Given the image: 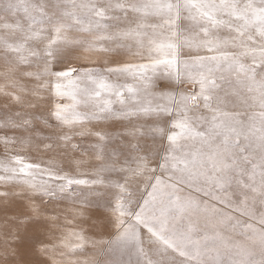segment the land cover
I'll return each mask as SVG.
<instances>
[{
    "label": "snow or ice",
    "instance_id": "obj_1",
    "mask_svg": "<svg viewBox=\"0 0 264 264\" xmlns=\"http://www.w3.org/2000/svg\"><path fill=\"white\" fill-rule=\"evenodd\" d=\"M3 11L6 257L264 264V0H18ZM35 141L63 155L28 163L20 152ZM57 201L72 221L102 209L94 223L108 238L41 211Z\"/></svg>",
    "mask_w": 264,
    "mask_h": 264
},
{
    "label": "rangeland",
    "instance_id": "obj_2",
    "mask_svg": "<svg viewBox=\"0 0 264 264\" xmlns=\"http://www.w3.org/2000/svg\"><path fill=\"white\" fill-rule=\"evenodd\" d=\"M16 2H18V0H0V17H3L5 15V13L3 11V8H4L5 4H7V3H16ZM19 15H22V13H19ZM2 104H3V97L0 96V107H2ZM37 128H39L40 131L42 133H45V134H50V133H52L54 131V129L44 128L42 125H37ZM116 131H117V129H116ZM2 134L3 133H0V135H2ZM9 135H13V133H9ZM17 135H19V133H17ZM89 142L90 141H88V140L84 141L85 144H87ZM148 143H151V142L149 141ZM0 149H1L0 150V158H4V149H3L2 145H0ZM61 152H62V149L57 147V146H54L53 149L48 150V149H46L44 147L43 143H41L40 141H35L34 146L28 148L26 151H22V156L25 158V161L28 162V163H41L42 166H44V165L47 164V162L49 160L53 159L54 157H58V159H59V155H60ZM61 154H63V153H61ZM2 190H4V189L0 188V191H2ZM16 204L17 205H22L23 201H21V202L18 201ZM69 207H70V205H69V203L67 201H57V202H54V203H51V204L44 203L45 212H47V215H49V216H53V215H58L59 216L62 212L65 213V215H66L69 212L68 211ZM89 211L93 212L95 210H94V208H92V209H89ZM97 211H103V210L102 209H98ZM10 214L12 215L13 213L9 212L8 215H10ZM0 215L4 216V213L0 212ZM101 215H102V213H101ZM69 218L70 217H67V220L70 222V223H68L67 227L68 228H74V225L71 222L72 218L70 220H69ZM73 222L79 224L80 227L82 229H85V230L89 229L90 226H91V224H90L91 223V218L89 216H86L82 220H76V221H73ZM65 223L66 222L60 224V226L65 225ZM3 224H4V222H2V225ZM0 230H1V233L4 235L5 232H6V229H4L3 227H0ZM104 231H108V230L105 229ZM51 235L54 238L59 237L61 235L60 228L57 227V228L51 229ZM108 236L104 235V232L103 233L97 232L95 235L94 234L91 235L90 239H93V240H99L101 238L107 239ZM54 240L55 239H52V240H48L47 238L45 239V241H50V242L54 241ZM3 244H4V237L0 236V264H6L7 262L9 263V262H12V261L13 262H17V261H15L16 259H20L18 261L21 262V264H27V262H30V261H33V260L36 259L35 255L32 254L31 252H22L21 255H18V256L9 255V256L6 257L4 255ZM91 250H93V251H91L89 254H91L92 252L95 251L92 248H91ZM41 259L44 261V264H50V262L47 260V257H43ZM11 264H13V263H11Z\"/></svg>",
    "mask_w": 264,
    "mask_h": 264
},
{
    "label": "bare ground",
    "instance_id": "obj_3",
    "mask_svg": "<svg viewBox=\"0 0 264 264\" xmlns=\"http://www.w3.org/2000/svg\"><path fill=\"white\" fill-rule=\"evenodd\" d=\"M116 127V128H115ZM116 129L117 130H119L120 129V122H118V121H113V122H110V124H109V130L110 131H116ZM1 150V149H0ZM62 153V152H61ZM60 153V155H59V157L60 156H62L63 154H61ZM20 155H22V151L20 152ZM40 158V157H39ZM58 158V157H57ZM0 159H3V158H0ZM35 162V161H34ZM18 201H20L21 202V200H17L16 201V203L18 202ZM37 203H40L39 201H37ZM40 207H41V211L42 212H44V213H46L47 214V212H45V208H44V203L43 204H41L40 205ZM56 210V209H55ZM61 210V209H60ZM94 210L95 211H93V212H90L89 210H88V213H87V215L86 216H89L90 218H91V226H90V228L89 229H87V230H85V229H82L81 227H80V225L79 224H77V223H75V222H73V221H71L72 223H73V225H74V228H76V230H83L84 231V233H85V235L87 236V237H89V238H91V235H95L97 232H99V233H103L104 232V235H109V232L108 231H104L105 229H102V228H100L99 226H97L94 222L95 221H97L98 219H101L102 217H103V211H97L98 209L97 208H94ZM101 213H102V215H101ZM11 215V214H10ZM59 217H60V219H59V221L57 222L58 223V225H60V224H62V223H64L65 222V217H70L69 218V220L72 218V215H71V212H68L66 215H65V213H61L60 215H59ZM2 222H4V216L3 215H0V227H2ZM64 226V225H63ZM0 236H2V237H4L5 238V234L3 235L2 233H1V230H0ZM46 243H49V244H51V243H55V242H57L56 240H54V241H45ZM95 250V249H94ZM87 251L90 253L91 251H93V250H91V247H89L88 249H87ZM96 251V250H95ZM56 256H57V259H59L60 258V256H59V251L57 252V254H56ZM27 257V256H26ZM81 259L83 258V257H80ZM18 260H20V259H16L15 261H18ZM11 263H13V264H15V262H7L6 264H11Z\"/></svg>",
    "mask_w": 264,
    "mask_h": 264
}]
</instances>
